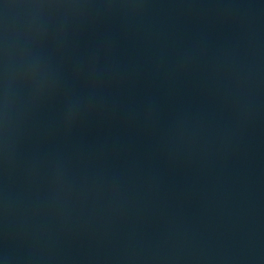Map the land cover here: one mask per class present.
<instances>
[{
    "label": "water",
    "instance_id": "obj_1",
    "mask_svg": "<svg viewBox=\"0 0 264 264\" xmlns=\"http://www.w3.org/2000/svg\"><path fill=\"white\" fill-rule=\"evenodd\" d=\"M0 264H255L202 0H0Z\"/></svg>",
    "mask_w": 264,
    "mask_h": 264
}]
</instances>
